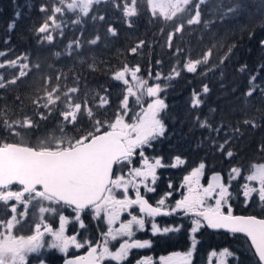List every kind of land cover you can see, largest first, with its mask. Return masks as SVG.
I'll use <instances>...</instances> for the list:
<instances>
[{
    "label": "trees",
    "instance_id": "16d2710c",
    "mask_svg": "<svg viewBox=\"0 0 264 264\" xmlns=\"http://www.w3.org/2000/svg\"><path fill=\"white\" fill-rule=\"evenodd\" d=\"M125 3L131 6L132 0H108L94 5L87 17H79L77 13L75 20L79 17L80 24L61 29L58 41L53 39L45 43L37 29L52 14L55 0H0V51L6 53L0 57V63L21 57L19 63L29 64L31 69L28 76L17 84H6L0 89V113H3L0 116V142H21L20 137L6 129L3 120L22 121L25 116L31 117L38 126L27 131L17 129L22 133L24 143L39 146L41 140L51 136L54 141L61 135L59 129L63 118L60 110L64 107V98L46 120H41L32 103L38 95H43L45 77L52 78L49 90L57 83L62 92L69 87H78L79 91L71 94L74 99L81 103L87 101L94 119L105 121L115 118L123 96L121 83L111 75L125 64L130 68L139 66L137 75L148 82L157 72L161 73V79L156 83L161 85L163 91L159 97L167 105L161 114L165 135L149 154L160 157L169 165L180 157L186 168L191 170L204 163V173L220 172L225 184L231 169L240 168L241 174L232 179L229 188L232 203L228 207L232 208L233 214L264 218V205L257 194L246 202L241 192L252 165L264 163V46L260 43L264 41V0H205L201 6V23L194 25H187V14L174 21L154 18L147 0H136L137 15L125 17ZM241 3L246 6L242 14L224 15L227 9ZM42 5L49 11L41 12ZM16 13H20L19 17ZM100 16L104 19L100 20ZM13 20L15 28L9 32L8 24ZM180 23L185 24L184 31L174 35L173 46L169 48L168 33ZM109 27L116 31L115 36L108 31ZM97 36L96 44L89 43ZM141 40L145 43L137 52H131ZM177 48L183 51L177 52ZM208 49H212L209 63L198 66L196 73H188L183 68L187 58H202ZM37 64L40 66L38 70ZM89 65H93L95 70ZM174 68L180 72L179 76L174 75ZM149 72L152 78H149ZM18 73V67L6 65L0 68V76L5 82ZM58 75L61 77L59 81L56 80ZM170 75L172 79H165ZM253 76L255 80H252ZM204 85L209 88L206 94ZM253 86V95L246 96L245 93ZM193 93L199 94L198 98L202 100L199 107L192 106ZM101 97L108 100L103 107H100ZM39 111L47 112L43 108ZM246 120L250 123L246 124ZM200 121L210 124L211 130L202 128ZM63 126L68 137L78 138L83 135L78 129L91 131L93 122L86 113H82L76 127L71 124ZM225 140L228 141L226 144ZM221 144H224L223 149L219 147ZM228 151L233 156L229 157ZM52 207L61 208L57 205ZM3 218L5 216L0 217ZM85 224L89 229L88 237L95 240L99 235L96 222L92 220L91 225L89 222ZM192 237L195 238V247L191 264H205L209 251L223 247L233 253L227 264H257L241 236L211 233L201 228ZM151 242L147 253L153 257L166 256L173 251H186L190 236L185 230L152 237ZM236 247H241V250ZM128 261L130 264L131 260Z\"/></svg>",
    "mask_w": 264,
    "mask_h": 264
},
{
    "label": "snow or ice",
    "instance_id": "6c2138e0",
    "mask_svg": "<svg viewBox=\"0 0 264 264\" xmlns=\"http://www.w3.org/2000/svg\"><path fill=\"white\" fill-rule=\"evenodd\" d=\"M101 3V0H59V5H53L51 8V15L47 16V20L37 29L41 34H45L43 39L51 42L53 36L49 33L50 27L60 28L62 21H57V15L63 17L66 12L79 13V17H87L93 10L94 5ZM205 0H147L149 10L152 12L154 18H162L165 21H174L177 17L187 14V25L200 24L202 19L201 6ZM136 0H132V5L124 4L123 12L125 17H134L137 15V8L135 7ZM246 10L244 3L237 5L235 8H229L225 12L242 14ZM41 12H48L46 6H41ZM20 13H16L19 17ZM77 18L72 21L73 24H80L81 19ZM96 19L95 16L92 17ZM224 17L222 16L221 19ZM100 20L104 17L100 16ZM48 21L52 23L49 24ZM205 21V25H207ZM129 23V27H131ZM15 28V20L8 24V31L11 32ZM185 24L180 23L175 26L172 32L168 33L167 42L168 47L173 46V38L177 33L184 31ZM108 31L115 36L117 33L109 27ZM163 31V29H161ZM99 36L96 39L89 41L91 44H96ZM7 43V41H5ZM145 41L131 49V52H137V49L142 46ZM261 46H264V41H261ZM71 47V45H69ZM77 47L79 44L77 42ZM229 48V52H231ZM177 52L183 51L180 48ZM71 54V53H69ZM4 51H0V57L5 56ZM59 55V53H57ZM212 55V49H208L202 58L191 59L187 58L183 68L188 73H196L198 66L209 63ZM21 57L17 59L6 60L0 63V68L6 65L10 68L18 67V75H14L11 80L5 82L4 77L0 76V89L6 87V84L15 85L17 82L26 76L31 71L29 64L19 63ZM27 59V57H23ZM159 64L160 61H157ZM223 63V60L221 61ZM37 70L39 64L35 65ZM90 68L95 70L93 65ZM246 67V66H245ZM264 67V66H262ZM243 70V69H241ZM140 72V67L130 68L127 64L121 70L113 73V79L123 81L125 85H129L126 75L130 74L132 79L136 81L139 89L133 90V87L127 88L128 95H125L122 101L121 113L117 111L113 120L101 121L94 119V113L88 107L87 101L83 103L74 99L71 94L79 91L78 87H69L67 91H61V86L57 83L54 87L51 85V77H45V86L43 88V95H38L32 100L37 114L41 120H46L56 110L57 105L64 98V107L60 110V116L63 118L62 126L59 131L61 135L54 139L49 137L47 140H41L39 146H33L30 143L23 142V135L17 129L31 130L37 127V123L29 116H25L21 120L9 121L3 120V124L12 135L20 137V143L0 142V202L4 207L10 210L11 215L6 219H0V264H26L28 255L37 253L45 246L44 237L51 236V242L48 247L58 249L61 253H66L70 247L77 249L88 244V252L84 256H78L74 259L65 261V264H103L104 261H114L115 264H122L127 260L131 249H140L150 246L148 240L133 239L135 231L143 230L146 223H149L151 218L152 234L156 235L166 234L169 232H177L178 227H159L154 218L158 216H170L173 213L183 212L185 215L191 214L192 227L191 233L198 232L206 223L211 229H225L229 233H241L246 236L250 242L251 247L255 250L254 256L258 258L257 264H264V218H257L253 215L243 216L234 215L232 208L229 206L226 211L222 210L228 204L231 196L229 186L221 181L220 174H214L211 182L207 187L200 184V177L205 168L204 163H200L198 167L184 177V186L187 188L186 194L181 199L175 201L173 207L166 206V199L161 198L153 206L141 194L140 187L147 192H154L155 189L149 186L148 181H156V169L164 167L161 158H156L154 162L144 158L142 166L132 168L129 172L131 179H125L123 175L114 177V166L122 165L124 162L131 163V157L134 151L142 148L145 145L150 146V142L156 140L158 137L165 135V124L162 119V113L167 108L164 100L159 97V93L163 91L159 83L149 86L148 80L141 78L137 74ZM175 76H179L180 72L173 69ZM60 76L56 80H60ZM149 78H152L149 72ZM170 75L165 79H172ZM154 79L159 81L161 73L157 72ZM256 77L253 76L252 80ZM251 83V81H250ZM146 90L147 96L152 97V102L143 109L142 113H137L132 123H128L125 117L128 115V100L129 96H137L139 102L140 94ZM255 91V86L245 93L246 96H252ZM203 92H209L207 85L203 86ZM264 94V90H262ZM199 94L193 93L192 106L199 107L202 100L198 98ZM19 99V97H17ZM108 103V100L101 97L100 107ZM45 109L47 112H40L39 109ZM86 113L89 120L93 122V129L91 131H84L82 128L78 131L83 132V135L76 137H68L64 133V126L71 124L76 127L80 122V116ZM3 116V113H0ZM198 119V118H197ZM250 123V121H245ZM200 126L208 127L211 130V125L205 121H200ZM255 126V125H253ZM217 132L220 129H216ZM238 131V129L236 130ZM228 141L225 140V144ZM220 149L224 148L221 144ZM229 157L233 156L231 151L227 152ZM143 157V151L140 152ZM176 163L171 167H176L177 164H183L184 161L180 157L175 158ZM232 174L240 175L241 169L233 167L229 175V182L235 177ZM138 178V179H137ZM248 181H256L259 188L251 187L249 184H244L243 195L246 198L252 197L256 193L259 201L264 205V163L252 165L250 174L246 177ZM19 185L17 190H13V186ZM132 187L136 190L135 198L128 195V189ZM171 188L172 186L169 185ZM123 190V198H118L115 190ZM170 196L171 193H167ZM214 199L215 204H209L208 200ZM10 201L15 203L9 204ZM34 201L41 202L39 212L41 214L40 222L34 225V231L30 235H16L15 229L21 223V219L27 215V212H19L17 205H23L28 209ZM44 201L49 204L57 205L58 207L72 208L75 212V219L80 220V214L86 209H93L97 217L103 213L104 218L108 224V230L102 233L104 237L102 243L97 242L96 246L85 240L83 243L77 239L76 235H66L65 226L68 222L63 212L59 213V227L53 228L44 223V213H56L57 208L43 206ZM138 207L139 214H132L129 212L131 219L120 222L119 228H112L111 226L120 220L121 213L128 211L133 207ZM7 215V214H6ZM202 221L204 223H202ZM81 223V227H83ZM118 237H127L119 247L112 251L109 248L110 240H117ZM192 247H195V238L193 237ZM180 256V254H176ZM192 252L184 254L180 259V264H191ZM233 253L225 248L221 253V257L232 256ZM162 264H175L172 258H161ZM39 264H44L40 260ZM137 264H150V258L138 261ZM220 264H226L224 259L220 260Z\"/></svg>",
    "mask_w": 264,
    "mask_h": 264
},
{
    "label": "rangeland",
    "instance_id": "374dc122",
    "mask_svg": "<svg viewBox=\"0 0 264 264\" xmlns=\"http://www.w3.org/2000/svg\"><path fill=\"white\" fill-rule=\"evenodd\" d=\"M57 6H62L59 5V0H55ZM66 2H70V0H66ZM57 15V21L58 22H63L60 28H55V27H50L49 28V33L53 36V39H55L56 41H58V39L61 38V34L58 33V31H60L61 29H64L66 27H71L73 25L72 21L75 20L77 13H73V12H66V14L61 17L59 14ZM49 24H51V21H48ZM41 36V40L45 43H48L49 41L43 39V36L45 34H41L39 33ZM56 34V35H54ZM70 38V37H69ZM68 38V39H69ZM53 41V40H52ZM51 41V42H52ZM69 46V45H68ZM126 79H128L129 81V85H125L123 83V81H119L123 87V96H122V100L120 103V107H119V111L122 113L124 111V109L122 108V101L125 97V95H128L127 93V88L129 86L133 87L134 91H137L139 94V89L137 87L136 81H134L131 77L130 74L126 75ZM160 81V80H159ZM156 82H158L156 79H153L151 82L149 83V86L155 85L157 84ZM144 98V105H145V109L147 108V105L149 103L152 102V97L147 96L146 90L143 92V94H140V99ZM139 99V100H140ZM135 101H137V96H129V100H128V115L125 117V120L128 118L129 114L133 115V112H129V109L131 107V104L134 103ZM143 151V150H141ZM140 151V152H141ZM140 152H139V156H140ZM144 156L143 157H139V161H140V166L135 165L133 166V168H137V167H141L142 166V161L144 158H149V155L146 154L145 151H143ZM156 158H160V157H151L149 159L150 162H154V160ZM175 160V159H174ZM176 163V160L174 161ZM162 163L165 165L164 167H160L156 169V181L155 183L151 182V178H149L148 184L149 186H151L152 188L155 189V193H156V197H155V201L157 202L159 199H161L162 197L166 199V206L168 207H173L175 205V201L179 200L182 198V196L184 194H186L187 192V188L184 186V177L186 175H188L192 170L186 168L185 163L183 164H177L176 167H171L172 163L166 164L163 160ZM184 169V171H183ZM119 175H123L125 177V179H129L127 176H125L123 173L117 172L115 174V176H119ZM234 177L236 176V174H232ZM115 176L113 178H115ZM138 179V178H137ZM200 184L203 187H207V175L204 173L202 176L200 177ZM226 184L229 186V188L232 186V179L229 182V177L226 179ZM245 184H249V186L251 187H255V188H259V184L256 181H248ZM169 185H171L172 187L170 188ZM143 187V186H142ZM143 192L144 193H148L144 188H143ZM230 192V191H229ZM242 193L244 192V189L241 191ZM167 193H171L170 196H167ZM115 194H118L119 197L118 198H123V192L122 190H115ZM256 195V193L252 194V197ZM252 197L248 198V200L252 199ZM246 201V198H244ZM246 201V202H247ZM234 202H238V199H234ZM15 203V201H10L9 204ZM43 206L45 207H52V205L49 204V202L44 201L42 202ZM209 204H215V200L214 199H209L208 200ZM231 200H228V204L224 206V208L222 210H225L228 208V205L231 204ZM41 206V202L39 201H34L32 205L29 206L28 209H25L23 205H17L18 211L19 212H27V215L25 217H23L21 219V223L17 226V228L15 229V233L16 235H30L32 234V232L34 231V225L36 223L40 222V218H41V214L39 212V208ZM62 211L61 208L57 209L56 213H44L43 217H44V223L48 224L49 226L55 228L59 227V212ZM182 213V212H179ZM7 214V215H6ZM63 214L66 216L68 222L65 226V234L66 235H76L77 239L79 241H81L83 243V241L87 240L89 241L92 245H94V241L91 238H89V229L86 226L85 222H89V224L91 223L92 220H94L98 226V231H99V242L102 243L104 237L102 236V233L106 232L108 230V224L106 222V218H104L103 213L100 214L99 217H97L95 215V212L93 209H88L87 211H85V213L80 214V220L77 221L75 219V212L71 213L70 210H66L63 212ZM174 214V213H173ZM11 215L10 210L6 209L4 207V205L2 204V202H0V217L1 216H5L6 219L8 216ZM185 215V214H184ZM125 215L122 216L121 214V220H118L117 222H115L111 227L112 228H119L120 226V222L122 221H127L131 218H125ZM149 219V223H146L145 228L143 230H137L135 231V235L133 237V239H137V240H148L150 241V246L152 244L151 242V238L153 237H157L160 235H167L169 233L166 234H156L153 235L152 234V230H151V218H146ZM192 219H188V223L185 224L184 226H187L189 228V232H190V245L188 247V249L185 252H179V253H173V254H169L167 256H159L157 258L154 259L153 264H162V260L161 258H172V261L175 262V264H180V259L181 257L184 256V254L188 253L189 251L192 252L193 255V239L192 236L194 233H191L190 229L192 227ZM154 222L157 223V225L161 228L168 226V227H180V225H176L174 221H163L161 219H154ZM81 223H83V227H81ZM91 225V224H90ZM19 229L24 230L23 232H20ZM187 230V229H186ZM125 239H127V237H118L117 240H110L109 241V248L112 251H115L118 247L119 244L122 243ZM45 240V246L43 248L40 249L39 252L37 253H31L28 255L27 258V262L26 264H39L40 260L44 261V264H55L57 263L59 260H61L62 258L66 257V256H71L73 254H76L77 252L81 251L82 249L84 250L86 247H88V244H85L84 247L82 248H75V247H70L68 249V251L66 253H61L58 249H53L48 247V243L51 242V236L50 235H46L44 237ZM225 248H219L216 250H211L208 252L207 256H206V263L205 264H220V260L224 259L226 261L227 264V260L231 257H221L220 253L224 250ZM236 249L241 250V247H236ZM176 254H180V256H177ZM192 255L190 258V261L192 259ZM59 258V259H58ZM58 259V260H57ZM129 258H127L128 260ZM127 260L123 261L122 264L124 262H126ZM103 264H115L114 261H109L106 260L103 262ZM129 264V263H126ZM132 264H135L134 262Z\"/></svg>",
    "mask_w": 264,
    "mask_h": 264
},
{
    "label": "flooded vegetation",
    "instance_id": "af4514ba",
    "mask_svg": "<svg viewBox=\"0 0 264 264\" xmlns=\"http://www.w3.org/2000/svg\"><path fill=\"white\" fill-rule=\"evenodd\" d=\"M143 101H144V98H142V99H140L139 100V102L138 101H135L134 103H132L131 104V107H130V109H129V112L131 113V112H133V115H131V114H129V116H128V118L126 119V122H128V123H132L133 122V119H134V117L136 116V114L137 113H142V111H143V109H145V105H144V103H143ZM163 137L164 136H162V137H158L156 140H154V141H151L150 142V146H148V145H145V146H143L142 148H138V149H136L135 151H134V154H133V156H132V158H131V163H128V162H124L122 165H116L115 166V168H114V176H115V174L117 173V172H120V173H123L125 176H127L129 179H131V177L129 176V172H130V170L133 168V166H135V165H138V166H140V161H139V152L141 151V150H143V151H145L146 152V154H148L151 150H152V148L157 144L156 142L157 141H161V140H163ZM151 157L149 156V158L148 159H150ZM18 189V187H16V186H13V190H17ZM122 190V189H121ZM140 191H141V194L142 195H144L145 196V198L149 201V203H151L153 206H155L156 205V201H155V197H156V193L155 192H148V193H144L143 192V187L141 186L140 187ZM122 192H123V190H122ZM124 194V193H123ZM117 195V197H119V195L118 194H116ZM128 195L131 197V198H135V195H136V190L135 189H133L132 187H129V189H128ZM50 205H52V204H50ZM65 209V208H64ZM64 209H62V210H64ZM67 210V209H66ZM66 210H64V211H66ZM68 211V210H67ZM129 212H131L132 214H139V209H138V207H133V208H131V209H129L128 211H126V212H123V213H121L122 214V216L123 215H125V217H124V219L125 218H131V216L129 215ZM186 217H185V215L184 214H182V213H180V214H176V213H174V214H172V215H170V216H168V217H165V218H156V219H161V220H163V221H166V220H171V221H176V225H179L180 224V221L181 220H184ZM155 219V218H154ZM120 220H121V216H120ZM18 230L20 231V232H23L24 230H21V229H19L18 228ZM16 234V233H15ZM149 240V239H148ZM177 242H180V240H178ZM179 244V243H178ZM179 246V245H178ZM181 246V245H180ZM148 248H150V246L149 247H145V248H140V249H131L130 250V252H129V256H128V258L132 261V262H134L135 264H137V262L138 261H142V260H144V259H146V258H150V264H153V261H154V259L152 258V255H150L149 253H147L146 252V250L148 249ZM179 252H184V251H179V250H177V251H173V252H171V253H168L167 255H169V254H173V253H179ZM59 259V258H58ZM57 259V260H58ZM61 262H60V260L57 262V263H55V264H60Z\"/></svg>",
    "mask_w": 264,
    "mask_h": 264
},
{
    "label": "water",
    "instance_id": "95a60500",
    "mask_svg": "<svg viewBox=\"0 0 264 264\" xmlns=\"http://www.w3.org/2000/svg\"><path fill=\"white\" fill-rule=\"evenodd\" d=\"M105 1H106V0H101V3H102V2H105ZM111 77H112V79H113V75H111ZM217 173L220 174V176H221V181H222V175H221V173H219V172H213V173L209 174L208 179H207V184H208L209 182H211V178H212V176H213L214 174H217ZM15 186H19V185H15ZM188 215L192 216L191 214H188ZM243 216H248V215H243ZM202 223H204V222L202 221ZM204 227H205V229H206L207 231H209V232H214V233H217V232H225V233H229V232H228L227 230H225V229H211V228H208L207 225H206V223H204ZM230 234H233V233H230ZM236 235H240V236H243V237L245 238V240H246V242H247V244H248V246H249V248H250V250H251V252H252V254H253V256H254V251H255V250L251 247V242H250V240H249L246 236H244V234L236 233ZM87 252H88V249H86L85 252L82 253V254H80V255H76V256H73V257L65 258V259L61 262V264H65V261H66V260L74 259V258H76V257H78V256H84V255L87 254ZM254 258L256 259V261H258V258H257V257L254 256Z\"/></svg>",
    "mask_w": 264,
    "mask_h": 264
}]
</instances>
